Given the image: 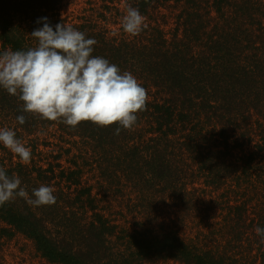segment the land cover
<instances>
[{
    "label": "trees",
    "instance_id": "trees-1",
    "mask_svg": "<svg viewBox=\"0 0 264 264\" xmlns=\"http://www.w3.org/2000/svg\"><path fill=\"white\" fill-rule=\"evenodd\" d=\"M64 3L0 0V52L35 47L41 18L64 22L146 103L117 134L25 113L0 89V127L31 149L22 162L0 145V166L56 198L0 205V264H264V0H86L76 17Z\"/></svg>",
    "mask_w": 264,
    "mask_h": 264
},
{
    "label": "clouds",
    "instance_id": "clouds-1",
    "mask_svg": "<svg viewBox=\"0 0 264 264\" xmlns=\"http://www.w3.org/2000/svg\"><path fill=\"white\" fill-rule=\"evenodd\" d=\"M37 23L42 26L31 33L37 41L35 47L0 52V89L17 96L23 112L45 120H60L72 128L83 122L100 127L118 125L117 134L131 128L146 103V90L137 78L94 55L96 41L84 32L64 22L53 26L47 17ZM145 26L139 9L129 6L122 17L123 31L137 35ZM16 119L25 123L24 115ZM0 145L22 162L31 158V149L12 128L0 127ZM16 197L34 207L56 202L51 186L41 184L29 192L19 176L9 175L0 166V205ZM255 232L264 241V228L256 227Z\"/></svg>",
    "mask_w": 264,
    "mask_h": 264
},
{
    "label": "rangeland",
    "instance_id": "rangeland-1",
    "mask_svg": "<svg viewBox=\"0 0 264 264\" xmlns=\"http://www.w3.org/2000/svg\"><path fill=\"white\" fill-rule=\"evenodd\" d=\"M65 8H64V11L66 12V14H74L73 17H76L78 14H80L83 10L84 7H87V4H86V0H65ZM172 21H170V24L166 25L164 27V30L167 31V32H171L172 31V28L174 29L175 28V25L173 26V24H171ZM169 37L170 34H169ZM21 245L27 249V251L29 252L30 251V245H26L24 246L25 244L24 243H21ZM30 255L33 257V253L30 252Z\"/></svg>",
    "mask_w": 264,
    "mask_h": 264
}]
</instances>
